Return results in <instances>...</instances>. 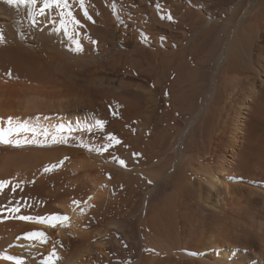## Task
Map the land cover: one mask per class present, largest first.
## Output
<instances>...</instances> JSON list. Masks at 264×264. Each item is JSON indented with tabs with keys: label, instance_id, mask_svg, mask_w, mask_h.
Returning a JSON list of instances; mask_svg holds the SVG:
<instances>
[{
	"label": "bare ground",
	"instance_id": "obj_1",
	"mask_svg": "<svg viewBox=\"0 0 264 264\" xmlns=\"http://www.w3.org/2000/svg\"><path fill=\"white\" fill-rule=\"evenodd\" d=\"M92 1L94 8H91L94 10L95 15L98 12L99 17L103 18L98 9L99 7H97V0ZM254 1L238 0L233 6L236 9H234L233 15L231 14V22L225 21L226 23L224 22L223 26L220 25L221 28H216L215 25L212 26L210 31L208 30L207 33H204V36L200 37L198 43L191 46V49L181 48L182 50L175 52H162L160 49H157L156 53H153V55L157 56H153L155 64H160L161 67L167 66L170 73L178 70L180 74L183 72V68L187 67L186 59L191 55V51L195 50L193 53L195 55L197 53L196 48L193 50L192 48L204 42V47L202 46L204 51L200 47L204 52L205 62L212 63L211 69H213V75L208 76L209 74L204 70L191 69L189 81L187 80L189 86L191 85V89L188 94L186 93L187 96L184 94L186 99L192 101L191 105L189 103L186 104L190 105V107L188 106L190 117L186 121L185 126L180 128L176 135H166L163 137L162 142H160L161 144L159 143L161 150L171 156V158L167 156V161L163 162L166 166L163 165L162 167L163 163L161 165L159 163L163 159L164 153L162 157L160 156L162 159L160 158L158 161L162 169L166 173L169 172L168 177L162 179V181L166 180L165 186L167 189L162 188V185L160 187L158 183H156L154 188L149 187L151 191L155 192L160 188L162 191L165 190L163 193H166L162 194L161 191L160 195L155 196L152 192V197L148 193L152 200L147 205L148 200L147 196H145L144 198L147 201L146 203L142 201L141 209H139L136 205L139 203L137 198L139 197L138 192L141 186L138 188L139 184L137 185V183L139 182H137L138 180L136 181L135 176L133 177L134 174L131 173L138 170V168H134L133 164L137 163L136 161L139 160L140 155L143 157V153L148 154L147 151L150 148H154L155 142V147L157 148L156 140L161 135H159L158 123L162 122L161 119L165 118L168 115L167 113H169H165L163 117H157L156 108L159 107L157 90H147L139 83L137 85L134 84V81L131 82L132 85L128 86L119 84L118 88L115 86L109 87L103 90L101 94H106L104 96L106 98L105 102L106 100L113 99L119 107L127 110V112L113 113V116L101 113V116H96L98 117V122L95 121V117H92L91 112V115L88 114V118H81L78 112L82 108L81 106L85 104L83 102V95L81 101L78 99L80 102H76V100H74L75 103H71V100L64 102L65 98L68 97L67 95H71V71L67 67L65 69L64 66H62L65 69V71H63L64 69L62 70L63 72L61 70L59 72L60 67L56 69V66L53 64L59 60L56 59L57 54L54 56L55 53H48L47 49H50V46L47 48L42 44L40 45V43L39 45L36 43V45L26 43L28 46H34L32 48L25 46V40L27 42L30 40L31 42L39 41L38 38L36 41L35 38L32 40L34 36H31L32 34L39 36L41 40L44 39L42 38L44 35L47 38L46 34L43 35L42 31L43 26L46 25L43 22V17L46 14L44 16L36 15L35 19L38 23H31L30 25L29 22L32 21V16L40 8L37 4V8L31 11V4H21L19 0H0V16H2V21L8 27L9 42L14 40L11 42L13 44L15 39L17 41V46L12 47L7 41H5V44L3 40L6 38L0 40V128L5 130V138L12 141V143L0 142V154L9 153L8 156H5V154L3 157H0V181L6 182L0 187V209L8 210V208H13L19 204V207H22L20 211L21 209L24 210L23 207L28 209V212L26 211L27 213H25L28 214L27 216L31 214L32 217V214H37L36 216L41 217V215L45 214L44 216L47 217L53 215L67 217V220L53 221L54 227L45 221L34 222V225L26 229L25 226L15 224V220H13L15 221L13 223L7 222L9 218L11 219V213L14 216L16 214V218H18L20 213L18 212L17 215V213H10L6 210L10 213V216L5 217V219L4 216L0 218V256L17 257L22 264H44L49 259L52 261V259L55 260V257L58 258L59 250L68 251L71 247L75 246L78 239H81L79 243L81 242L82 246L80 243L79 250L78 252L76 251L77 254L75 256L72 254L74 257H71V255L67 256L65 253L66 257L64 258L62 255V259L60 257L61 261H58L56 264H116L115 260L117 258L121 259L122 263L120 262V264H176L175 262L177 261L173 259V255L179 260L190 261L192 264H214L209 259L196 261L183 255V252H189L188 254L191 255L196 250L200 251L199 246L193 247L195 239L200 234L197 225L201 218V213L199 214V210L194 208L193 201L198 199L199 201L208 203L211 201L210 193H214L213 195L216 198H221L222 201L225 198L245 200L251 204L253 202L261 204L260 201H264V190L261 191L262 187L258 189L252 186L253 188H250L248 183L246 186L242 182L238 183L240 177L244 174L253 175L255 181H259L258 177L262 181L264 180V171L259 173H252L250 171L251 169L254 171L255 168L253 169V167H257V162H253L254 159L251 158L254 154H251V151L241 144V140L246 138L242 135L245 131L243 124L247 125L244 120L249 119L251 121L254 117L261 119L264 117V65H260L257 69H253V66L251 68V60L254 55L253 44L264 35V0H259L257 3H254ZM69 4L71 5V0H69ZM170 6L167 5L164 8L160 6L161 9L157 12L159 14H156L165 20L171 17L170 19L174 22L173 24L176 28H180L183 24L187 23L186 19L193 14L189 8L181 7L178 4L171 6L172 8ZM22 10L26 21L19 19ZM20 11L21 13H19ZM50 11L53 12L52 14H54L55 18L57 14L60 16V9L53 7ZM61 11L67 13L71 11V7L64 10L61 9ZM92 12L91 10L90 13ZM194 13L196 15L195 11ZM154 16L155 13L152 15L153 21L155 19ZM196 17L195 19L201 17V13ZM21 18L23 17L21 16ZM64 18H66V21L71 20V17L67 15ZM199 20L198 24H204L203 20ZM25 24L30 28L28 33H25L24 28H22ZM27 26L26 28H28ZM68 26H70L71 30L72 25ZM68 26L66 24V27ZM147 26V28L145 26L143 28L147 31L145 32L149 40L153 38L157 39L162 33L161 29L168 30L169 28H167V25L155 21L153 24H147ZM196 26V24H193L192 27L196 28ZM75 27L79 28V25ZM231 27L233 28L223 44L220 38H217L213 42L208 40L212 38V35L219 32L220 29L224 32L225 30L228 31ZM21 28L23 29L22 32ZM104 30H98L99 38H101V34L103 37ZM79 31H81L80 28ZM105 31L107 32V30ZM108 32H110L109 29ZM26 35L31 36L32 39ZM170 35L177 37L176 34H173L172 30ZM98 36L96 35L97 39ZM167 39L165 43L166 45H170V37ZM208 42H210L209 46L207 45ZM107 44L106 39L105 41H101L102 47H105ZM125 50L127 49L125 48ZM189 50L190 53L187 54ZM146 52L145 48L134 46L133 49H129L127 52H117L119 56L115 60L129 54L131 58L127 56L128 58L132 59L134 63L140 64L141 61L147 58ZM123 62H121L122 64L120 63L122 66L127 64L125 62L126 64L124 63L123 65ZM47 63L49 67L46 66ZM58 63L56 62V65ZM52 65L53 67H51ZM50 67L57 71L55 72ZM140 67V71L138 69L135 71L138 70L139 73L148 74L149 77L153 76V73L149 69L144 68L143 65ZM198 70H200L201 75L196 76L199 73ZM169 71H166V74H169ZM57 72H59V75H56ZM260 76L263 78L261 79V84H259ZM159 79L158 77L157 80ZM236 80H239L237 84L242 85L244 83L248 86L246 88L248 94L243 95L237 108H233L232 112L230 105H232L234 97L236 98L238 95H236L237 87H231H233L232 84L234 85V81ZM6 81L10 85H7ZM89 82L91 83L92 81L89 80ZM159 82L157 81V85ZM2 84H6L4 85L6 88ZM242 86L239 89H242ZM131 88L134 90H131ZM197 98H201L200 103H198ZM183 102L186 103V100L183 99ZM80 103L82 104L81 106ZM179 104L181 105V103ZM93 105L95 103L90 102L88 108L90 109ZM182 109L184 112L185 108ZM229 113H232V116L227 119ZM231 117L232 123L229 122L230 126L227 120L230 121ZM166 119L164 120L166 121ZM9 120H11V124ZM100 122H103V124L101 125ZM225 122L228 125L227 127L224 125ZM136 123L138 125L135 126H138V128L133 127V124ZM257 123L259 122L257 121ZM93 124L94 127H99L92 129L91 126ZM106 125H108L107 130L104 129ZM9 128L13 129L11 133L8 132ZM16 129L20 130L16 131ZM135 129L137 130L135 131ZM38 134L40 136H37ZM110 136L115 137V140L111 141V146L105 150V146L110 143ZM224 138H226V141ZM17 140L20 141L19 145L15 143ZM116 141H119V143H116ZM176 144H180V146L175 150ZM158 149L157 152L159 151ZM72 158H75V161H72ZM168 158H170V161L172 160V164L169 163ZM121 160H125L123 165L120 163ZM167 166L168 170L166 169ZM130 167L134 168V171H131ZM155 167L157 172L160 171V168ZM142 169L145 170V168ZM193 169V174L194 172L196 175L200 174V178L203 179L205 184L200 183V181L199 183H190V177L187 172ZM39 170L40 172H38ZM152 170H154L153 174L149 170L151 172L150 175L154 176L156 170ZM161 173L163 174V172ZM157 174H160V172ZM248 175H246L247 179L250 177ZM14 186L16 187L15 192L12 191ZM146 186L148 187L145 184L144 188ZM256 197H261L263 200ZM216 204L218 205V202ZM23 210L21 211V215L24 213ZM14 216L12 215V217ZM211 217L215 219L214 215ZM85 221L96 228L92 230V227L90 228L92 232L94 230L95 234L92 240L90 239L92 234L85 232V228L82 230ZM88 227L90 226L88 225ZM26 230L30 231L29 233H45L47 242H42L40 237H27L26 235L19 234ZM56 231L59 232L58 236L61 239H57ZM119 231L125 239L129 238L127 240H130V243L128 241L126 243H128L130 248L128 250L130 251H127V244L123 243L124 239L120 242L114 239V235L120 233ZM138 231H140V235L139 237L137 236L138 238H135V233ZM124 237H121V239ZM49 239L50 241L52 239L51 244L48 242ZM79 243L77 244L79 245ZM77 244L76 246L78 247ZM209 244L211 245V243ZM247 244L251 245L250 242ZM203 245L206 244L204 243ZM250 245L247 246L251 247ZM42 248L46 251L44 253L47 255L45 259L43 258L38 261L36 259L38 257H35L37 254L34 249H37L36 251L40 255L43 253ZM32 251H34L35 256H31L32 258H30L27 254L28 252L32 253ZM248 251L253 252L251 248H248ZM53 252L55 253L54 255ZM245 257L249 258V255H245ZM0 264H16V261L0 258Z\"/></svg>",
	"mask_w": 264,
	"mask_h": 264
},
{
	"label": "rangeland",
	"instance_id": "obj_2",
	"mask_svg": "<svg viewBox=\"0 0 264 264\" xmlns=\"http://www.w3.org/2000/svg\"><path fill=\"white\" fill-rule=\"evenodd\" d=\"M41 1L38 0V3H37L38 7H43V0H41ZM198 1L195 2V0H97L96 1L98 3L97 7H99L98 9H99V11L103 17V18H100L101 16L99 17L98 12L95 15L94 10L92 9V8H94L93 7L94 3L92 0H84V8H82L80 6L79 0H71V13H72V16L75 17L76 20L80 21L81 27L79 24V28L81 31H79V28L75 27L77 25H74L72 23V18H71V20L67 19L68 21H70L67 23V26L72 25L71 30L69 28L70 26L65 27V28H61V20H66V18L58 16V14H57V17L55 18L54 14H52L53 12L50 11L51 9L50 10L46 9L45 10V14H46L45 16L46 17L45 16L43 17L44 18L43 22H45L44 24H46L45 25L46 27L43 26L42 31H43V35L46 34L48 39L45 38V35L42 37V38H44L42 40L39 38V36H37L35 34L31 35V36L34 35L33 39L31 38V36L26 35L27 37L31 38L32 40H34V38H35V41L38 39H39V41H36V42L32 41L33 42L32 43L31 40L29 42H27V40H25L26 41L25 46H27V47L30 46L29 48H32L34 46L31 47V45H36V44L39 45V43H40V45L42 44L44 47H47V48H48V46H50L49 47L50 49H47L48 53H52V54L55 53L54 56H56V54H57L56 59L59 60V61H56L57 63L59 62L58 65H56V62L53 64L56 66V69H58L60 67L61 69L59 68V72H60V70H61V72H63V71H65V69L67 67V69H69L71 71V95H67L68 97L65 98L64 102H69V100H71V103H75L74 100H76V102L77 101L80 102L84 96L83 102L85 104L82 105L80 103V106L82 105L81 106L82 108H80L81 110L79 109V112H78L80 117L83 119L88 118L89 117L88 114H90V112L92 113V117H95L96 122H98L97 121L98 117H96V116H101L100 115L101 113H106V114H110L111 116H113L114 115L113 113L118 114V112H122V111L127 112V110H123L122 107H119L118 104L113 99H111L109 101L106 100V102H105L106 98H104V96L106 94L105 95H101V94L103 93V90H106L109 87L112 88V86H115L116 88H118L119 84L124 85V86L125 85L128 86L130 84L132 85L131 82L134 81V84L137 85L139 83L144 88H146L147 90L148 89H152L153 91L157 90L156 94H157V99L159 100V103H158L159 107L156 108L157 117H159V116L163 117L165 115V113H167V112H169V113H167L168 114L166 116L167 119H166V117L162 118L163 120L166 119V121L165 120L163 121L161 119L162 122L158 123L159 124L158 125L159 126L158 131L160 132L159 135L161 134L162 137H161V135L157 137V140H156L157 141V144H156L157 148L155 147V143H156L155 142L154 148L153 149L150 148L147 151L148 154L143 153V157L141 155L139 156L140 157L139 160L136 161L137 166L135 163L133 164L134 168H138V170L136 172L134 171V168L132 169V167H130V170L132 169L131 171H134V173L131 172L132 174H134L133 177L135 176L134 178L136 179V181L138 180L137 182H139V183H137V185L139 184L138 188L141 186L140 190L138 192L139 197L137 198V200H139V203L137 201L138 204L136 205L139 209H141L140 207L142 205V201H144L146 203V201L148 200L147 205L150 203V201L152 200V198H151L152 194L153 195L155 194V196L161 194L162 190H160V188H159V190H157L155 192L153 190L152 191L150 190V188H154L156 183H158L160 185V187L162 185V188H165V190L167 189V187L165 186L166 180L162 181V179H166V177H168L169 172L167 171L168 173H166L162 169V167L164 165L163 162H165V160L167 161V156H170V155L169 154L167 155V153H165V151L161 150V146H159V143L162 142L163 137H165L166 135H168V136L176 135L179 132L180 128H183L185 126L186 121L190 117V115H189L190 110L188 111V109H189L188 106L190 107L192 101L186 99L185 95H186V93L188 94V92H190V89H191L190 88L191 85L189 86V82H188L189 81L188 79L190 78L189 73H190L191 69H193V70H196V69L204 70V71H206L207 74H209L208 76L213 75V69H211L212 63H210V62L206 63L205 62V56L203 55L204 54V52H203L204 51V49H203V47H204L203 43L204 42L200 43L197 47L192 48V50L196 48L197 53L195 55V54H193L195 52V50L191 51V55H189L186 59L187 60V67H184L183 72L180 74L178 73V70H176V71L174 70L173 73H170L169 68H167V66L161 67L160 64H155V61H153L154 60L153 56H156V55H153V53H156L157 49H160L162 52H166V51L167 52H169V51L175 52V51H180V50L185 49V48L191 49V46L198 43L200 37L204 36V33H207L208 30L210 31L212 26L215 25L216 28L217 27L221 28V26H223V23L225 21L228 23L231 22V19H230L231 14L233 15L234 9H236L233 6L237 3L238 0H208V1L206 0L207 3L206 2L204 3L205 0H198ZM248 1L249 0H247V2ZM258 1L259 0H257V1L255 0L254 3H257ZM163 3H165L164 5H166V6L167 5L173 6V5L178 4L181 7L189 8L193 14L189 16L190 18L188 17L186 19L187 23L183 24L182 27H180V28H176V26L173 24L174 22L171 19L166 18V20H165V19H163V17H160L157 15V14H159L157 12L161 9V7L162 8L166 7L163 5ZM169 3H170V5H169ZM184 4H185V6H184ZM158 5H160L161 7ZM207 5H209V6H207ZM37 6L36 5L32 6V8L30 10L34 11L37 8ZM186 6H188V7H186ZM85 9L87 10L88 16H91V18L93 20L88 19V17H86L84 15ZM88 9L90 11L92 10L93 12L90 13V11ZM60 11H61V9H60ZM194 11L196 12L197 17L201 13V17H198V18L203 20L204 24L203 23L198 24L200 20L196 17ZM19 13H21V11ZM154 13H155L154 21L160 22L164 25H167V28L168 27L169 28H168V30L167 29L164 30V28L161 29L162 33H161V35L158 36V38H157L158 40L154 39V38L149 40V38L146 35L147 31L143 27L145 26L147 28L148 27L147 24L148 25L153 24L154 21L152 20V15ZM89 14H91V15H89ZM21 16L23 18H21ZM1 17L2 16H0V28H1L0 33L2 34V37L4 39L5 38L7 39V40L5 39L3 41L4 42L7 41V43H10V45L12 47L13 46L16 47L17 46L16 45L17 44L16 39H15V42L13 44L11 42H13L14 40L11 39L12 41L9 42L10 37H9V34L7 33L8 27H6L7 25H5V22L2 21L3 19ZM33 17L34 16H32V18H31L32 20H33ZM49 17H52V18L49 19ZM195 17L197 19H195ZM25 18L26 17L24 15L23 10H22V14L20 15L19 19L26 21ZM4 19H6V18L4 17ZM192 20L194 23L192 22ZM195 20H196V23H195ZM148 21H149V23H148ZM31 23H32V21L29 22L30 25H31ZM165 23H168V24H165ZM193 24L197 25L196 28L192 27ZM26 26L27 25L25 24V26L22 28H24L25 33L26 32L28 33L30 31V28L28 26H27L28 28H26ZM22 28H21V32L23 30ZM57 28H59L60 30L57 31L56 30ZM67 28H69V29H67ZM156 28H158V27L156 26ZM232 28L233 27L229 28L228 31L225 30L224 32L222 31V29H220L219 32H217L218 34L215 33L214 35H212V38H210L208 40H210V42H213L217 38H220L222 40V44H223L226 41V38L228 37L227 35H229ZM53 29H55V30H53ZM104 29L107 30V32ZM108 29L110 32H108ZM2 30H5V31H2ZM63 30H65V31H63ZM98 30H104L103 37H102V34L100 33L101 38H99ZM171 30H172L173 34H176L177 37L171 36L172 33L170 35ZM19 32H20V30H19ZM44 32H46V33H44ZM226 32H228V33H226ZM3 33H4L5 37L3 36ZM105 33H107V34H105ZM1 34H0V36H1ZM263 34H264V32H263ZM96 35L98 36V39H97ZM104 36H107V37L104 38ZM263 36H262V38H259V40H256L257 43L254 42L255 44H253V54L254 55H253V58L251 60V64H252L251 68L253 66V69H257L260 67V65H262V66L264 65V62H263L264 61V39L263 38L264 37ZM169 37H170V45H166L165 41L168 40L167 38H169ZM13 38H15V37H13ZM66 38H68V40H66ZM203 38H205V37H203ZM45 39H46V41H45ZM56 39H57V41H56ZM76 39H78V40H76ZM105 39L108 42V44H107L108 46L107 45L105 46L107 48L102 47V45H101V41H105ZM22 40L24 41L23 37H22ZM50 41L52 44L50 43ZM53 41H55V42H53ZM47 42H48V44H47ZM77 42H79V45H80L79 50H77ZM210 42H208V44H207L208 46H209ZM26 43L31 44V45L28 46ZM5 44H6V42H5ZM58 44L61 46H59ZM7 45L9 46V44H7ZM51 45H52V47H51ZM134 46L135 47L139 46V47L145 48L147 50V52L145 54H146V56L147 55L148 56L146 59L141 61L140 64L143 65L144 68L149 69L150 72L153 73V76L149 77L148 74L139 73V71H140L139 68H141L140 67L141 65L138 63H137L138 65L136 63H134L132 61V59H130L131 57L129 54L128 55L126 54V55L130 58H128L127 56L124 55V57H123L124 59L119 57V58H117V59H119L118 61H117V59L115 60V58L119 56V54L117 52H119V53H120V51L127 52V51H129V49H133ZM200 46L201 47L203 46L202 47L203 51H202ZM125 48L127 50H125ZM117 49H118V51H117ZM200 49L202 52L201 51L199 52ZM112 50H113V52H112ZM53 51H55V52H53ZM114 53H116V54H114ZM189 53H190V50L187 54H189ZM111 54L113 55V57ZM158 56L160 57V55H158ZM141 59H143V58L141 57ZM121 62H123V65L125 62H127L128 65L125 63L127 66L126 65L122 66ZM48 63L46 64V66L49 65ZM135 64H136L137 68H136ZM53 65L51 67H53ZM62 66H64L65 69ZM255 66H256V68H255ZM44 67H45V65H44ZM51 69L55 70V72L57 71L56 69H53V68H51ZM130 69H131V71H130ZM136 69H138L139 71L138 70H137L138 72L135 71ZM163 69H164V71H163ZM200 70H198L199 73L196 76L201 75ZM166 71H169V74L168 73L166 74ZM59 72H57L56 75H59ZM92 75H94V76H92ZM158 77L161 80L160 79L157 80ZM260 77L261 78H260L259 84H261L260 83L262 81L261 79H263L264 76H263V78H262V76H260ZM211 78H212V76H211ZM89 80L92 82L90 83ZM157 81H160L158 83V85H157ZM238 81L239 80L234 81V85L232 84L233 87H231V88L237 87L236 95H238L239 97L241 96V97L239 98L237 96L236 98L234 97V100H232L233 106L230 105V109L232 110V112H233V108H235V109L237 108V105H238L239 101L242 100L243 95L248 94L247 93L248 90L246 89L248 86L245 85L244 83L242 84L243 86L239 85V84H237ZM5 83L7 85H10V83L9 82L7 83V81ZM6 84H2L3 87L6 88V86H4ZM99 84H101V85H99ZM241 86H242V89H239ZM10 87H12V86H10ZM36 87H38V86H36ZM87 90L89 91V93ZM131 90H134V89L131 88ZM158 90H159V92H158ZM238 90L240 91V93ZM175 93H176V95H175ZM109 95H112V94H109ZM174 96H175V98H174ZM180 97H181V99L183 97H185L183 99L186 100V103L183 102V99L181 102ZM72 99L74 102L72 101ZM78 99H80V101ZM174 99H176L179 102H177ZM200 100H201V98H197L198 103H200ZM90 102L95 103V105L92 106L93 108L92 107L90 108L92 111L88 108ZM179 103H181L182 106ZM187 103H189L190 105H186ZM182 108H185L188 112L185 109L183 112ZM86 109H88L89 111ZM181 110H182V112H181ZM185 114H187V115H185ZM230 116H232V113H229V117L227 119H229ZM247 117H248V115H247ZM260 117H261V115H260ZM118 119H120V118L118 117ZM231 121H232V117H231L230 121L227 120L228 125L230 123H232ZM244 121H245V124H247V125L245 126L243 124L245 131H244V134H242V135L245 136L246 138L241 140V144L246 146L249 149V151H251L250 152L251 154H254V155H252L253 157H251V158L254 159V160L252 159L253 162H255V163L257 162L256 163L257 167L256 166L253 167V169L255 168L256 171H255V169H254V171L252 169L250 171L252 173H259L261 171H264L263 170L264 169V117H262V119L259 117L258 118L254 117L253 120H251V121H249V119H247V120L245 119ZM247 121H248V123H246ZM257 121L259 123H257ZM250 122H251V124H250ZM227 123L225 122L224 125H226ZM94 124L91 126L92 129L99 127V126L94 127ZM135 125H138V124L137 123L133 124L134 128H136V127L138 128V126H135ZM228 125H226V127ZM230 126H231V124H230ZM106 128L108 129V125H106V127L104 129L107 130ZM136 130L137 129H135V131ZM188 130H189V128H188ZM36 134H37V132H36ZM37 136H40V134H38ZM224 139L226 141V138H224ZM246 139H247V141H246ZM247 144H249V145L247 146ZM152 146H153V144H152ZM179 146H180V144H176L175 150L178 149ZM158 148H160V149H158ZM157 149L159 150L158 152H157ZM152 151L156 152V153H153ZM163 153H164V155H163ZM17 154H19V153H17ZM4 155L8 156L9 153L7 152V153L0 154V157L1 156L3 157ZM10 155H11V153H10ZM162 155H163V159L161 158ZM165 157H166V159H165ZM160 158L162 160H160ZM170 158H171V156H170ZM170 158H168L169 161H170ZM74 159L72 158V161ZM151 160H152V162H150ZM159 160H160V162H159L160 165H161V163H163L161 165L162 167L158 163ZM77 161H78V159H77ZM124 162H125V160H124ZM148 162H150V163H148ZM169 163L172 164V160ZM198 163H200V162H198ZM155 166H157L158 169L160 168L159 169L160 171H158V172H160V174H157L158 172H157ZM164 166H166V165H164ZM141 167L145 168V170L142 169ZM152 169L156 170L154 176H152V174L154 172V170H152ZM166 169L167 170L169 169L168 166ZM149 170L152 172L151 175H150L151 172ZM189 171L187 173L190 177V183L191 184L199 183V181H200V183L205 184L203 179L200 178V174L196 175L195 172L193 174L194 169L189 170ZM38 172H40V170ZM161 172H163V174ZM135 173H136V175H135ZM155 175H157V176L155 177ZM246 175H248V174H246ZM246 175L245 174L242 175L240 177L239 181L237 180L238 183L242 182V184H244L245 186L249 184L250 188H253L252 186H254V188H258V189H260L262 187L261 191L264 190L263 189L264 188V184H263L264 180L262 181L261 178L258 177L259 181L258 180L255 181L253 175L251 176L250 174L248 175L250 177L247 179ZM255 178H256V176H255ZM198 179H200V180H198ZM249 179H253V180H249ZM261 182H263V183H261ZM140 183H143V184H140ZM145 184L148 185V187L146 186V188H144ZM142 186L144 189L142 188ZM165 190H163V191H165ZM163 191H162V194L166 193V192L163 193ZM140 192H142V193L140 194ZM148 193H150V194L152 193L151 197L149 196L150 194H148ZM210 194H211V197H210L211 201L208 203H206V202L204 203L203 201H199L198 199L193 201L194 208L199 210L198 211L199 214L201 213L200 214L201 218L199 219V223L197 225V229L199 230L200 234L198 235V238L195 239L193 247L195 248V246L196 247L199 246L200 251L198 252V250H196L195 253L193 252V253H191V255L188 254L189 252H183V255L188 257V258H193L196 261H204V260L209 259L210 262L212 261L211 263L214 262V264H218V263L219 264H231V262H232V264H240V263L241 264H263V262H264V260H263L264 259V247H263L264 246V242H263L264 241V206H263L264 201L259 200L261 202V204L260 203L259 204L254 203V202L251 204L249 201L240 200V199H233V198L232 199L225 198V200L222 201L221 198H216L213 195L214 193H210ZM145 196H147L146 197L147 200H145V198H144ZM256 198L259 199L261 197H256ZM253 199H255V198H253ZM261 200H263V199L261 198ZM216 202H218V205L216 204ZM20 208H22V207H20ZM23 208H24V210L21 209V211L23 210V212H24L22 215H24L25 213L28 212V209H26V207H23ZM9 209H11V208H8V210L7 209L2 210L3 212L0 211L1 212L0 218L3 216H4V219H5V217L6 218L9 217L10 213H11V211H9ZM6 210L9 211L10 213L7 212ZM21 211H19L20 215L22 213ZM139 211H141V210H139ZM7 213H9V214H7ZM12 215L14 216V214L11 213V219L12 218H14V219L11 220L9 218L8 219L9 221H7V222L13 223L16 221L15 224L25 226L26 229L29 226L31 227V225H34L33 224L34 222L38 223V221L20 220V219L16 218L17 217L16 214L14 217H12ZM17 215H18V213H17ZM27 215L28 214H25V216H27ZM29 215L31 216V214H29ZM36 215L32 214V217H35ZM44 215L43 216L41 215V217H47ZM213 215L215 216V219L211 217ZM36 217H38V216H36ZM49 217H51V216H49ZM16 219L19 221V223ZM13 220H15V221H13ZM20 221L22 224L20 223ZM86 222L87 221H85V223H84L85 227L83 226L82 230H83V228H85L84 229L85 232L91 233L92 236H90V239L92 240V239H94L93 236H95V234H94V230H93V232L91 230L94 229L95 227H92V225H90ZM24 223H26V224H24ZM88 225L90 227L87 228ZM90 228H91V230H90ZM58 231H56L57 239H61L58 236V233H59ZM29 232L30 231L26 230L25 232L22 231L19 234L26 235ZM114 232H116V231H114ZM138 232H136V233H138V235H136V233H135V238L139 237L140 231H138ZM121 237H124L121 232L118 233L117 235H114V239H117L118 242L123 241V239H124L123 243L130 241V240H127L129 238L125 239V237H124L121 239ZM249 239H250V241H249ZM79 240H81V239H78L77 243H79ZM51 241H52V239H51ZM51 241L49 239V241H48L49 244H51ZM239 241H240V243H239ZM249 242L251 243V245L247 244ZM80 243H79V245L77 244L78 247L75 244V246L77 248L75 246L73 248L71 247V249H70L71 251L70 250H68V251L59 250L58 258L55 257L56 261L53 259L51 261V259H49L50 264H53V263L56 264L58 261H61L62 255L64 256V258L66 257V254H67V256L71 255V257H74L79 250L78 248L80 247ZM204 243L206 245H203ZM209 243H211V245ZM126 244H127V251H130V250H128V249H130L128 246V243H126ZM220 244H221V246H220ZM228 244H230L231 246ZM261 244H263V245H261ZM247 245H250L251 247H249ZM81 246H82V243H81ZM248 248H251V250H253L254 253L249 252ZM36 250L37 249H34L35 253L37 254L36 256H35V253H33L34 251H32V253L28 252L29 255L27 254V256H29L30 258H32L31 256L38 257V258H36V259H38V261H40L43 258L44 259L46 258L47 254L44 253L46 251H44L43 248H42L43 253L40 255L37 253ZM74 250H75V253H74ZM245 255H249L250 259L246 258ZM256 255H257V257H255ZM60 257H61V259H60ZM262 257H263V259H262ZM173 259L177 261V262H175L176 264H192V263H190V261H182V260L177 259L175 255H173ZM234 259H235V261H234ZM261 260H263V261H261ZM53 261H55V262H53ZM240 261H242V262H240ZM115 262H116V264H120L121 259L117 258L115 260ZM236 262H240V263H236ZM195 264H198V263H195Z\"/></svg>",
	"mask_w": 264,
	"mask_h": 264
},
{
	"label": "snow or ice",
	"instance_id": "obj_3",
	"mask_svg": "<svg viewBox=\"0 0 264 264\" xmlns=\"http://www.w3.org/2000/svg\"><path fill=\"white\" fill-rule=\"evenodd\" d=\"M80 2V6L82 8H84V0H79ZM19 3L21 4H31L32 6H35L37 3H38V0H19ZM53 7L57 8V9H68L71 7V5L69 4V0H43V7H40L38 12L35 13L34 17H33V20H32V23L33 24H37L38 21L35 19V16L38 15V16H44L45 15V10L48 9H52ZM59 15L61 17H64L65 15H67L68 17H71L72 18V23L74 25H79L80 24V21L79 20H76L75 17L72 16V13L71 11H68L67 13H65L64 11H60ZM84 15L86 17H88V19H91L90 16H88V13H87V10L85 9L84 11ZM171 17H169L170 19ZM49 19H51V17H49ZM68 23V21L66 20H61V28H65L66 27V24ZM57 31L59 29H56ZM3 37L0 36V40H2ZM79 42H77V50H79ZM9 123L11 124V120H9ZM101 125L103 124V122H100ZM20 129H16V131H19ZM13 131V129L9 128L8 129V132L11 133ZM115 140V137H109V144L105 146V150L107 149V147H110L111 146V141H114ZM0 142H4V143H12V141H9L5 138V130L3 128H0ZM15 143L17 145H19L20 141L17 140L15 141ZM116 143H119V141H116ZM120 163L123 165L124 164V161H120ZM55 167V166H53ZM6 182H2L0 181V187H2ZM16 190V187L14 186L12 191L15 192ZM75 203H78V202H75ZM0 211H2V209H0ZM9 211L13 212V213H18L20 211V207H19V204H17L15 207L9 209ZM18 219L20 220H24V221H38V222H49L51 224V226H55L54 223H52L53 221H58V220H67V217H60L59 215H53L51 217H31V216H19ZM27 237H40L42 242H47L46 240V234L45 233H42V232H39V233H36V232H33V233H28L26 234ZM55 253L53 252V255ZM0 258H3V259H8V260H12V261H16V264H22V262L19 260V258L17 257H14V256H0ZM44 264H50V261H45Z\"/></svg>",
	"mask_w": 264,
	"mask_h": 264
}]
</instances>
